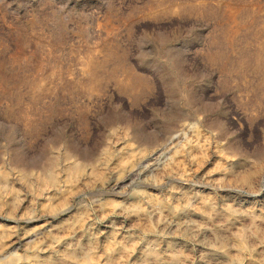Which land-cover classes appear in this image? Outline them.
Instances as JSON below:
<instances>
[{"label":"rangeland","instance_id":"1","mask_svg":"<svg viewBox=\"0 0 264 264\" xmlns=\"http://www.w3.org/2000/svg\"><path fill=\"white\" fill-rule=\"evenodd\" d=\"M0 264H264V0H0Z\"/></svg>","mask_w":264,"mask_h":264}]
</instances>
